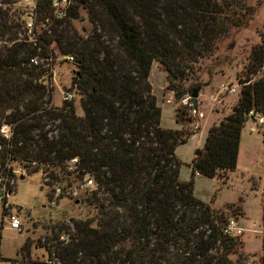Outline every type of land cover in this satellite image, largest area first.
Wrapping results in <instances>:
<instances>
[{
    "label": "trees",
    "instance_id": "obj_1",
    "mask_svg": "<svg viewBox=\"0 0 264 264\" xmlns=\"http://www.w3.org/2000/svg\"><path fill=\"white\" fill-rule=\"evenodd\" d=\"M21 1L0 0V131L8 128L7 137L0 132V175L11 178L16 165L58 182L56 173L75 160L74 181L88 174L96 186L84 197L95 215L72 222L73 234L53 253L57 264H243L242 242L194 197V177L236 168L246 115H264V75L253 78L264 68V47L254 49L231 113L195 150L188 182L179 180L175 151L193 136L184 131L192 118L180 107L182 129H163L149 77L158 62L174 101L190 95L199 85L185 83L198 61L255 14L248 0H71L61 21L51 16L53 0H36V25L49 24L34 43L18 38L20 23L2 9ZM80 9L93 27L87 36L73 25ZM55 52L73 58L82 116L72 103L51 107L38 83L44 70L29 64L52 63ZM262 227L260 264L264 202Z\"/></svg>",
    "mask_w": 264,
    "mask_h": 264
},
{
    "label": "rangeland",
    "instance_id": "obj_2",
    "mask_svg": "<svg viewBox=\"0 0 264 264\" xmlns=\"http://www.w3.org/2000/svg\"><path fill=\"white\" fill-rule=\"evenodd\" d=\"M32 1L23 0L2 9L18 22L20 16L30 12ZM248 5L255 14L247 25L238 32L231 31L219 41L211 55L198 61L194 76H190L185 83L186 87L194 83L199 85L196 110L191 107V94L179 102L174 101L161 65L158 62L152 65L149 82L157 105L162 110L161 127L182 129L175 125V111L180 107H187L186 112L192 118L191 123L184 125V131L195 137L192 136L187 144L178 146L175 151L181 162V182L190 180L194 152L203 149L208 130L224 120L237 104L254 49L264 47V0H248ZM73 25L82 36L90 34L93 28L82 9ZM19 31L18 38L22 39L24 32L22 29ZM3 44L0 41V46ZM55 57L52 63L37 58L49 71L38 82L50 92L49 105L54 108L63 106V95L71 92L73 99L70 103L76 115L82 116L80 96L72 84L76 70L74 61H64L56 52ZM263 75L264 68L253 78ZM221 85L236 89V93L230 95L221 91ZM48 97L45 99L47 102ZM251 128L255 130L251 131ZM10 166L7 165L8 170ZM11 167L14 184L13 192L7 199L9 208L2 212L0 203V264H57L53 253L57 245L66 242L67 237L73 234L72 222L89 220L95 215V210L84 202L87 193L96 189L93 183L84 187L85 181L92 180V177L86 174L81 181H74L73 178L79 175L74 173L76 166L72 163L66 164L63 173H56L58 182L50 178L44 181L41 173L31 174L21 166ZM21 176L23 179H20ZM10 179L5 178L6 181ZM68 182L71 187H67ZM193 195L208 205L216 216L222 215L227 222L226 227L234 222L241 229L240 234L232 237L242 242L240 253L245 257L243 264H260L263 255L264 123L257 126L251 120H246L240 135L236 168L231 172H221L215 178L195 176ZM9 214L18 216L20 232L9 227ZM230 259L236 262V256H230Z\"/></svg>",
    "mask_w": 264,
    "mask_h": 264
},
{
    "label": "built area",
    "instance_id": "obj_3",
    "mask_svg": "<svg viewBox=\"0 0 264 264\" xmlns=\"http://www.w3.org/2000/svg\"><path fill=\"white\" fill-rule=\"evenodd\" d=\"M23 1V0H22ZM71 5L70 0H56L52 3V12L51 16L53 19L61 21L65 18H67V14L69 11V7ZM30 12H25L24 16H20V19L18 23L21 25V29L24 32V36L27 37V42H35L36 33L38 34L41 30H46L49 24V21L46 19L43 22H40L39 25H36L37 22V13H36V0H33L29 7ZM38 57L31 58L29 60V64L41 68L44 70V74L46 75L49 71L44 67L43 62H40ZM64 61L73 62L72 57H63ZM39 83V82H38ZM221 91H224L230 95H234L236 93V89L234 88H227L223 85L220 86ZM73 99V94L71 92H66L63 97L62 101L63 103H70ZM246 120H251L253 123H255L257 126L262 125L264 123V115L256 112V111H250L246 115ZM254 128H251V131H254ZM1 134L5 137L8 136V128L2 127ZM75 160L70 162L72 164H75ZM15 174V173H14ZM13 177V176H12ZM6 181L3 176L0 175V203L2 204V212L5 209L9 208V204L7 202V199L10 197L11 193L13 192V179ZM44 181H47L44 179ZM88 183H93L92 180L85 181L84 187L86 188L88 186ZM8 225L11 229L20 232L21 231V223L18 219L17 215H8ZM224 233L228 236H233L235 234H240L241 229H238V227L235 225L234 222H230L229 225L224 229Z\"/></svg>",
    "mask_w": 264,
    "mask_h": 264
},
{
    "label": "water",
    "instance_id": "obj_4",
    "mask_svg": "<svg viewBox=\"0 0 264 264\" xmlns=\"http://www.w3.org/2000/svg\"><path fill=\"white\" fill-rule=\"evenodd\" d=\"M55 1L56 0H54V2ZM199 92H200V88H197V89L193 90L191 93L190 102H191L192 110H196V103H197V98H198ZM20 179H23V177L21 176Z\"/></svg>",
    "mask_w": 264,
    "mask_h": 264
},
{
    "label": "crops",
    "instance_id": "obj_5",
    "mask_svg": "<svg viewBox=\"0 0 264 264\" xmlns=\"http://www.w3.org/2000/svg\"><path fill=\"white\" fill-rule=\"evenodd\" d=\"M175 125H176V123H175ZM173 130H177V128H175V129H173ZM193 137H195V136H193ZM191 138H192V137H191ZM191 138H190V139H191ZM196 176H197V175H196ZM1 227H2V226H1Z\"/></svg>",
    "mask_w": 264,
    "mask_h": 264
}]
</instances>
